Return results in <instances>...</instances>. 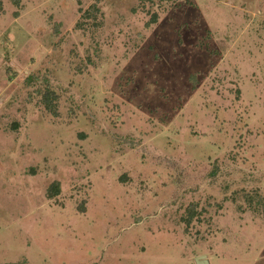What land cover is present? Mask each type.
<instances>
[{
	"label": "rangeland",
	"instance_id": "1",
	"mask_svg": "<svg viewBox=\"0 0 264 264\" xmlns=\"http://www.w3.org/2000/svg\"><path fill=\"white\" fill-rule=\"evenodd\" d=\"M0 264H264V0H1Z\"/></svg>",
	"mask_w": 264,
	"mask_h": 264
},
{
	"label": "trees",
	"instance_id": "2",
	"mask_svg": "<svg viewBox=\"0 0 264 264\" xmlns=\"http://www.w3.org/2000/svg\"><path fill=\"white\" fill-rule=\"evenodd\" d=\"M169 2V1H175V0H140V2L142 3H154V2ZM0 7H1V0H0ZM156 15L153 16L152 22H156ZM56 96L54 94H52L51 92H46V94L44 95V102L46 107L48 108V110H50V112L52 113H56L54 108H53V98H55ZM48 197L50 199H54L56 198L59 194H60V184L58 182H55L54 184H52L50 186V188L48 189ZM193 215L191 214L190 217L187 219L186 223L187 225H190L191 221L193 220Z\"/></svg>",
	"mask_w": 264,
	"mask_h": 264
}]
</instances>
